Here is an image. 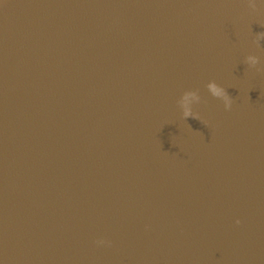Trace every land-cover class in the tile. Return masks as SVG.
I'll return each mask as SVG.
<instances>
[{
  "label": "water",
  "instance_id": "95a60500",
  "mask_svg": "<svg viewBox=\"0 0 264 264\" xmlns=\"http://www.w3.org/2000/svg\"><path fill=\"white\" fill-rule=\"evenodd\" d=\"M258 33L260 0H0V264H264Z\"/></svg>",
  "mask_w": 264,
  "mask_h": 264
},
{
  "label": "clouds",
  "instance_id": "9594fccd",
  "mask_svg": "<svg viewBox=\"0 0 264 264\" xmlns=\"http://www.w3.org/2000/svg\"><path fill=\"white\" fill-rule=\"evenodd\" d=\"M261 4H264V0H260ZM250 7L255 8L256 4L255 3H251L250 2ZM264 36V33H258L257 34V38L259 39L260 37ZM247 62L249 65H255L257 63L256 57L254 56H249L247 57ZM212 94L214 96L220 97L223 101H224V105H225V109H228L231 107L232 104V100L231 98H229L227 96V94L225 93L224 88L216 85L215 83L210 85ZM196 99V95L194 92H185L183 97H182V105L184 107V114L188 115L189 114V110H188V105L192 100ZM236 223H239V220L236 221ZM107 243L105 240L103 239H99L96 241L97 245H103Z\"/></svg>",
  "mask_w": 264,
  "mask_h": 264
}]
</instances>
